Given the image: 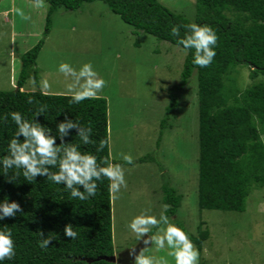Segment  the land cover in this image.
Returning <instances> with one entry per match:
<instances>
[{
    "label": "trees",
    "instance_id": "obj_1",
    "mask_svg": "<svg viewBox=\"0 0 264 264\" xmlns=\"http://www.w3.org/2000/svg\"><path fill=\"white\" fill-rule=\"evenodd\" d=\"M96 1L105 4L123 23L132 27L135 34L142 32L183 50V46L177 45L178 38L170 34L173 25L196 22L212 26L218 36L216 56L209 67L202 68L193 64L194 49L185 50L180 83L170 89L169 104L160 124L161 133L168 120L175 118L176 94L195 75L198 207L200 210L245 212L251 191L264 188V0H194L193 20L172 12L158 0H44L47 13L43 38L21 56L16 89L0 91V157L8 154L9 140L16 132L10 116L7 120L3 117L19 111L31 120L41 105H47V110L36 119L51 128L53 135L57 123L67 114L81 126H91V139L96 144H81L75 129L70 130L65 139L80 144L82 151L91 152L98 158L109 157L108 146L102 152H96L99 140H108L105 98L94 97L74 104L70 103V95L21 90L28 79L34 78V84H39L36 59L50 33L52 15L58 9L76 11L82 4ZM184 31L181 28V36ZM240 65L250 70L252 81L242 91L232 77ZM29 97L35 101L33 104L27 103ZM15 171L10 169L8 177ZM8 177L4 176L0 165V202L4 199L16 201L23 212H18L14 218L0 220V230H11L16 252L12 260L5 259L0 264H113L97 260L114 255L111 198L106 178L97 181L94 197L81 201L72 199L63 184H54L46 177L38 176L31 183L23 175L11 183L7 181ZM80 190L83 191L82 186ZM162 190L163 203L169 205L165 214L175 216L182 197L167 183L163 184ZM69 223L78 233L75 240L64 234ZM176 225L188 234L193 244L199 243L182 223L176 222ZM40 230L44 237L52 238L47 248L39 246Z\"/></svg>",
    "mask_w": 264,
    "mask_h": 264
},
{
    "label": "rangeland",
    "instance_id": "obj_2",
    "mask_svg": "<svg viewBox=\"0 0 264 264\" xmlns=\"http://www.w3.org/2000/svg\"><path fill=\"white\" fill-rule=\"evenodd\" d=\"M172 12L194 19V0H158ZM33 7L31 0L0 1V91L16 89L21 56L43 38L47 4ZM19 8L31 20L16 15ZM185 50L145 33L135 34L105 4L84 3L76 11L58 9L52 15L49 35L36 59L38 86L28 79L22 91L70 95L60 62L76 69L91 62L106 86L96 96L107 101L110 159L123 162L127 187L110 194L114 255L136 246L129 228L131 219L150 209L159 218L163 211V184L181 195L174 224L180 222L199 240V264H264V188L252 190L243 213L200 210L198 207V116L196 77L176 95L178 107L161 133V121L169 104L170 89L180 83ZM250 70L237 66L233 78L239 91L252 81ZM46 79L50 87L41 90ZM130 154L133 164L123 161ZM142 159V161H140ZM156 233L153 228L149 235ZM204 234H207L205 237ZM168 249L155 245L145 254L167 256Z\"/></svg>",
    "mask_w": 264,
    "mask_h": 264
},
{
    "label": "clouds",
    "instance_id": "obj_3",
    "mask_svg": "<svg viewBox=\"0 0 264 264\" xmlns=\"http://www.w3.org/2000/svg\"><path fill=\"white\" fill-rule=\"evenodd\" d=\"M44 6V0H33V7L43 8ZM14 12L22 20H31V16L26 15L22 9L16 8ZM181 28L185 30L183 36H181ZM170 34L178 38V46H183L185 50L194 49V65L202 68L211 65L216 56L215 46L218 42V36L212 26L196 22L173 25ZM58 71L66 78H71L66 89L71 97L70 103L79 104L84 100L92 99L106 86V81L94 70L91 62L83 63L79 69L67 62H60ZM33 83H35L34 78ZM49 87L46 79L40 82L42 91ZM34 102L32 97L27 100L29 104ZM46 110L47 105H41L33 113L31 120L25 118L19 111H12L3 117L7 120L10 116L16 125V132L8 143V154L0 157V165H2L5 177H8L10 169L16 170L11 177L7 178L9 183L14 182L21 175L29 183L36 181V177L42 176L54 184H63L72 199L81 201L96 195L97 181L102 178L109 181L110 194L118 193L121 187H127L123 165L114 163L109 157L98 158L91 152L82 151L80 144L65 139L70 135V130L75 129L76 137L79 138L81 144H96V141L91 139V126H81L78 120L69 119L65 114L64 120L57 123L56 134L53 135L51 128L36 119ZM57 137L60 140L59 144H57ZM108 143L107 139L99 140L96 152H102ZM121 156L125 163L130 165L134 163L130 154L122 153ZM81 186L83 191L80 190ZM168 208L169 205H163L159 218L151 214L150 209H144L129 222L128 228L137 237H143L145 245L139 251L130 249L132 264H169L165 256L153 257L145 254L146 249L151 245H155L157 250L167 248V256L172 257L175 264H199V250L188 234L170 221L165 214ZM18 212H23L18 202H9L8 199L0 202V220L14 218ZM153 228L156 229V233L150 236L149 233ZM63 231L65 236L71 240H75L78 236L71 223L67 224ZM39 236L41 237L39 246L42 249L47 248L52 238L44 237L42 230L39 231ZM15 255V243L11 230L6 228L0 230V261L12 260Z\"/></svg>",
    "mask_w": 264,
    "mask_h": 264
},
{
    "label": "water",
    "instance_id": "obj_4",
    "mask_svg": "<svg viewBox=\"0 0 264 264\" xmlns=\"http://www.w3.org/2000/svg\"><path fill=\"white\" fill-rule=\"evenodd\" d=\"M143 239L142 238L138 244L134 247H132L131 249H137V251H139V249L144 248L145 245L143 243ZM129 251L125 250L119 254L113 255L111 257H101V258H97V260H104L113 264H132L133 258L129 255ZM87 262H90V260H86Z\"/></svg>",
    "mask_w": 264,
    "mask_h": 264
}]
</instances>
